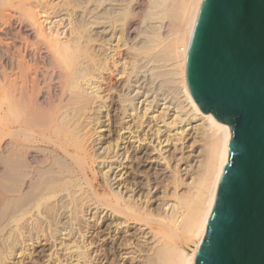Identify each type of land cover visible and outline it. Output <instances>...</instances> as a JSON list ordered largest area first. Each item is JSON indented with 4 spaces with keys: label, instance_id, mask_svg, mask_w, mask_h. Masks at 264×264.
<instances>
[{
    "label": "bare ground",
    "instance_id": "1",
    "mask_svg": "<svg viewBox=\"0 0 264 264\" xmlns=\"http://www.w3.org/2000/svg\"><path fill=\"white\" fill-rule=\"evenodd\" d=\"M62 1L0 0V16L9 27L18 21L34 39L26 41L23 50L22 45L16 51L13 44L12 48L6 45L5 68L0 72V108L5 123L0 176V217L6 215L3 226L14 224L20 231L21 220L33 210L42 216L47 210L57 214L67 210L69 222L84 210L85 241H59L69 262L60 260L58 264H104L100 249H94L92 236L96 234L98 241H104L105 261L118 256L121 261L140 259L141 264H194L228 162L232 135L229 124L199 108L186 86L187 53L202 0H171L162 11L169 20L166 32L149 36L151 43L140 50V56L146 58L163 49L166 57L176 62L171 64L176 66L183 99L169 118H164L165 107L154 113L151 95L143 94L139 108L131 96L121 99L116 92L120 93L124 84L110 86L100 71L108 67V59L111 66L116 65L113 54L119 48L128 47L126 56L133 53L129 43L138 33L137 12L148 1L134 0L135 8L129 14L109 24L106 21L120 35L114 34L108 43L99 40L97 46L107 43L105 48L110 49L100 58L85 51L96 41L95 34L81 41L77 27L70 38L62 39L57 31L44 28L39 14L46 16L62 8ZM101 20L96 18L95 23ZM25 53L32 57V64ZM112 91L117 96H112ZM115 98L119 100L116 107ZM115 108L116 123L111 117ZM114 123L118 126L110 140ZM93 131L96 139L102 135L109 139L105 146L93 144ZM95 165L102 166V181ZM168 201L171 210L166 212L163 207ZM49 216L44 218L52 225ZM187 242H193L192 247Z\"/></svg>",
    "mask_w": 264,
    "mask_h": 264
},
{
    "label": "water",
    "instance_id": "2",
    "mask_svg": "<svg viewBox=\"0 0 264 264\" xmlns=\"http://www.w3.org/2000/svg\"><path fill=\"white\" fill-rule=\"evenodd\" d=\"M185 68L193 100L232 133L194 264H264V0H202Z\"/></svg>",
    "mask_w": 264,
    "mask_h": 264
},
{
    "label": "rangeland",
    "instance_id": "3",
    "mask_svg": "<svg viewBox=\"0 0 264 264\" xmlns=\"http://www.w3.org/2000/svg\"><path fill=\"white\" fill-rule=\"evenodd\" d=\"M132 1L131 0H70V1L69 0H63L61 2V4H63V3L64 4L61 7L64 8L66 6L67 9L69 8V10H67L66 7L64 9L60 8V9H62V11L59 8H57L58 10L55 9L56 11L54 10L52 12H48L46 14V16H42V14H39V17H40V20L42 22V25L45 26L44 28L46 29L47 32H50L52 30H53V32L57 31L59 34H61L60 37L61 38L63 37L62 39L68 38L67 36H69V38H70V35H72L71 32H72L73 28H75V29L80 28L81 29L78 31V33L80 34V36L82 38L85 36H88L90 34L91 35L95 34L92 37H94L96 39V41L93 40L90 44H88V47H87V45H85V48L86 47L88 48V49L86 48L85 51L89 52V53L92 52L96 55H99V57H97V56L96 57L100 58L103 56L104 53L109 52L110 49H108V50L106 49L108 47L107 43L112 42V40L114 39V36H115L114 34L120 35V31H118L116 28H113V27H112L113 28L112 29L111 26L107 25V23L109 24L112 21L114 22V20L119 19V17L125 16L126 14H129L130 10L132 11V8L133 9L135 8V6H134L135 2H134V0H132ZM147 1L148 2H145L141 6V9L138 10V12H137L138 14H140L139 15L140 22H139V27L137 30L138 33H137V36L135 37V39H133V41H131V43H129L132 46L133 50L135 49L134 51L132 50V52L136 53L137 55L135 54V56H134V54L132 53V54H129L128 56H126V54H124V52L126 51V49L128 47L123 49L124 48V46H123V47L119 48L113 54L114 58L117 59L116 65L111 66L113 64L108 59L107 60L108 65L107 66L109 68L106 67L107 70L104 69V70H100V71H102V75L105 79L104 81L109 83L110 86L115 87V84H119L120 82H122L124 84L122 88L120 87L121 88L120 93L116 92L117 94L121 95V99H125V98H128V96L129 97L131 96L133 99L132 100L133 104L134 105L136 104V106H137V104H139L138 105V108H139L141 106V103H142L144 97H145V95L143 96V94H148L149 96L151 95L149 99L151 100V104H152L151 109L155 110L154 113H156V111L159 112L163 107H165V109L164 108L162 109V110H164V118H169L172 114H174V110L176 109V106L178 104H180V100L183 99V97L181 96V92L179 90L180 89V83H179V79H178L179 77L175 71L176 66L172 65V64H176V62L171 57H166V53H165L166 51H164L162 48H161L162 50H159L156 53H154V56L152 53L150 56H148L146 58H142L140 56V54H142L141 51L144 50L142 48L148 46L147 44L151 43V41L149 39L152 35H154L156 33L163 34L164 32H166V27H167L166 23H168L169 20H168L167 16L165 17L162 14V11L166 5H169L171 3V0H147ZM71 6H73V7H71ZM95 14H97V15H95ZM90 16H92V17L90 18ZM61 17H63V18H61ZM95 17L97 18V21L98 20L100 21V18L103 20H101V23H95V22H97ZM0 20H1L0 21L1 22L0 23V30L1 31L4 30L2 32L0 31V33H1L0 39L2 40V41L0 40V49L2 48V50H0V55H1L0 56V65L2 63V65L0 66V68H1L0 72H2L1 70L5 68V60L6 59H4V58H6V57H4V55L6 56V51H7L6 45L7 46L9 45L12 48L11 44H13V46L15 47L14 51H16V48L19 49L22 45V47L20 49L23 50L25 48L26 41L31 42V41H34V39H33V35L31 33H28V31H26L24 26L21 27L22 25L18 21L13 22L12 23L13 25L10 28L9 23L5 22L6 18H3L2 16H0ZM85 21H93L94 24L93 23L87 24V22H85ZM106 21H107V23H106ZM43 22H44V24H43ZM22 23H23V25L26 23L25 19ZM105 23H106V26H104ZM73 26H76V27H73ZM100 26L103 27L104 30ZM69 29H70V31H69ZM18 33H20V34H18ZM14 35L17 37H15ZM119 35H117V36H119ZM84 39L85 38L81 39V41H84ZM122 39H123V36H122ZM7 40H8V42H7ZM99 40H104L107 43L105 45L101 44L102 45V48H101V46H97L100 42ZM19 41H21V42H19ZM4 42H6V43L4 44ZM23 43H24V45H23ZM113 43H115V42H113ZM105 46H106V48H105ZM100 53H102V54H100ZM158 54H160L161 56ZM25 55H27L26 56V60H28L27 62L29 64H32L33 63V61L31 60L32 57L28 56V54H26V53H25ZM109 55L111 56V53ZM105 56H108V55L106 54ZM129 56L133 57V58L129 59L130 58ZM133 59H135V60H133ZM132 64L134 67L132 66ZM91 66H93V65H91ZM123 67H124V69H123ZM128 69L130 70V72H127V71H129ZM130 73H131V75H130ZM0 78H1V76H0ZM114 95H116L115 91H112V96H114ZM116 100H117V102H115V107L118 105V101H119L118 98H115V101ZM125 103H128V102L126 101ZM184 103H186V102H184ZM1 111H2V109L0 108V133H1L0 134V140H2V141H0V147H1L0 148V173H1L0 176L2 175L3 169H4L3 168L4 165H2L3 164V158H2L3 155L2 154H3L4 142H5V140H4V138H5V136H4V125H5V123H3L4 119H3ZM138 111H139V109H138ZM113 112H111L112 113L111 117L114 116L112 122L113 121L115 122V121H117L116 119H118L119 116L117 117L116 108ZM98 116H99V114H98ZM181 117H183V116H181ZM183 122H185V121H183ZM183 122H182V124L178 123V125L179 126L183 125L184 124ZM115 123L113 124L112 129H111L112 133L110 132V135H111V137H109L110 140H112V135L114 136V134L116 132V130L114 129V126H115V128L118 126ZM193 124H194V122H193ZM193 124L191 123V125H193ZM161 129L164 130V127ZM94 132L95 131H93V134H94ZM103 134H108V132L103 131ZM93 136H94L93 137L94 138L93 144L98 143L97 146H99L101 144H103V146H105L107 144V142L109 141V139H108V141H106L104 139L105 137L103 135L100 137V140L96 139L97 138L96 134H94ZM187 144H189V142ZM167 149H169V147H167ZM188 149L189 148H185L184 151H187ZM95 167H96V172H98L97 176L99 177V180L102 181L101 175L99 173V169L102 168V166L101 165L100 166L95 165ZM181 169H183L182 173L185 172L184 166ZM0 203H1V196H0ZM164 206L166 207V208L163 207L164 211H166V212L170 211L171 210V208H170L171 201L170 202L168 201ZM62 211L58 212V214H59V216H58V214L55 211L47 210L46 214H47V216L50 214L48 220H50L52 222V225H51V223L46 222V220H45L46 218H44V215H46L45 213L43 216L41 214L37 215V211L33 210L31 213L26 215L21 220V222L19 224L21 232L17 231L13 227L14 224L3 226V220L5 218L4 216H6V215H4L3 218L0 217V219H1L0 220L1 221L0 222V233H1L0 234V264H58L57 262L60 260H61V262H65V263L69 262V259L67 261V258H66L67 252H65L62 249L63 245H60L59 241H63L64 243L66 242V243L71 244L70 242H72V241H70V240L75 239L78 243H83L85 241L84 235H85V221H86L85 218H86V216H83L84 210H82L78 213L79 215L77 214L78 217L74 221L69 222V215H68L67 210H62ZM61 213H63V214H61ZM38 218H41V219H38ZM55 218H56V220H55ZM31 219H33L34 221H32ZM40 222H42V224ZM25 227H26V229H25ZM94 227H96L95 229H97L98 226L94 225ZM58 230H59V232H58ZM60 231H62V232H60ZM80 233L82 235H80ZM80 236H81V238H80ZM61 238H63V239H61ZM97 238H98V234L92 236V240L94 239L93 241H96L94 249H98V248L100 249L99 254H101V256L105 258L102 260L103 262H105L104 264H141V262H139L140 259H132L131 260V258H127L125 261H123L124 259L121 261L120 257H118V256H115L113 258V260L111 259L112 256H110V259H108L109 261H105L106 255L104 253H106V252L104 251V246H102V244H104V241H98ZM187 245H189V247H192L193 242H187ZM140 258H142V257H140ZM71 263H72V261H71Z\"/></svg>",
    "mask_w": 264,
    "mask_h": 264
}]
</instances>
